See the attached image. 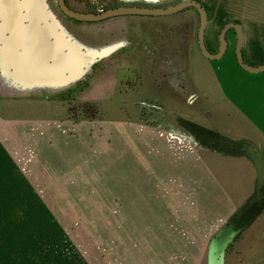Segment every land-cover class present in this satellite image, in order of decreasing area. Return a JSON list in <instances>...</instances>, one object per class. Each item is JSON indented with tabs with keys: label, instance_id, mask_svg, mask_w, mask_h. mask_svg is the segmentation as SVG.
<instances>
[{
	"label": "rangeland",
	"instance_id": "rangeland-1",
	"mask_svg": "<svg viewBox=\"0 0 264 264\" xmlns=\"http://www.w3.org/2000/svg\"><path fill=\"white\" fill-rule=\"evenodd\" d=\"M67 3L96 13L116 0ZM49 4L61 39L72 46L92 52L126 43L93 72L79 61L71 75L49 83L7 84L0 71V264H187L208 232L207 214L195 211L192 181L183 179L178 164L169 166L160 145L182 140L206 153L238 202L247 160L207 152L177 118L250 141L263 153L264 72L237 67L233 34L223 59H206L194 8L124 23H76L57 0ZM200 4L209 22L205 40L216 28L217 42L234 22L214 20L215 7L264 18V0ZM237 239L224 264L234 251L244 255V232Z\"/></svg>",
	"mask_w": 264,
	"mask_h": 264
},
{
	"label": "water",
	"instance_id": "water-1",
	"mask_svg": "<svg viewBox=\"0 0 264 264\" xmlns=\"http://www.w3.org/2000/svg\"><path fill=\"white\" fill-rule=\"evenodd\" d=\"M59 11L67 18L78 22L97 23L116 17L126 16H169L188 8H194L199 14L197 43L201 54L208 60L216 61L224 57L229 31L236 35L235 59L238 66L249 73L264 72V63L252 67L243 58L245 38L241 27L236 23H227L219 34L220 48L212 53L206 46L208 17L205 8L196 1H184L166 8L143 6H118L105 11L88 13L75 11L66 5L65 0H57ZM49 0H0V69L7 84L31 82L39 85L41 80L55 81L56 77L72 74L76 62H86L93 72V65L125 47L114 43L90 51L81 46H72L67 38L61 39L57 21ZM126 38V37H125ZM126 40V39H124ZM91 60V64L88 61ZM88 72L83 69L73 80L83 79ZM65 83V82H64ZM184 131L201 147L231 157H245L253 165L256 173L252 195L237 209L227 223L209 241L207 264H224L227 248L258 218L264 210V155L258 147L247 140L235 141L224 137L214 130L194 122L177 118Z\"/></svg>",
	"mask_w": 264,
	"mask_h": 264
},
{
	"label": "crops",
	"instance_id": "crops-1",
	"mask_svg": "<svg viewBox=\"0 0 264 264\" xmlns=\"http://www.w3.org/2000/svg\"><path fill=\"white\" fill-rule=\"evenodd\" d=\"M184 1H196L199 3L209 2L210 4L230 2V0H116V5H114V7L143 6L166 8ZM208 8L210 11L212 10L211 6H209ZM212 13L214 15V20L217 19L220 22L224 20H233L241 27L245 38V46L242 51L244 61L252 67L262 65L264 63V21L260 22V19L264 18H254L253 15L248 14L244 15L243 11L241 13L229 12L227 10H223L220 7L213 8ZM129 17L130 16L116 17L106 21L120 20V23H124L129 20L126 19ZM215 31L216 28H213L208 38V43L211 49L216 47ZM237 67H239L238 64ZM246 73L254 74L249 72ZM255 76L256 75H254L253 77ZM261 76H263L264 78V75ZM244 133H246L245 130ZM182 138L183 136L181 137V139ZM154 142L156 144V138L151 137L148 142V147L151 146L153 149ZM184 145L186 144H184V141L182 140L173 142L172 144L169 143V145L168 143L162 142L160 146H162L163 149L165 148V150L164 153L161 152L160 155L163 157L166 154V157H169L170 159L169 166H171L172 163L178 164V166L180 167L179 172H181V170H183L184 172L183 174L179 173L181 176H183V179L189 182L192 181V187L190 188L189 184V188L191 189L190 191H192L193 196H196V199L194 200V209L195 211H204L207 214L206 217L202 219L208 220V232L202 239H200V245H198V248L196 249L198 251H194L191 257L192 259H189V262L190 260L191 262L187 263L202 264V261L206 257V251L210 239L215 235L216 231L237 211V209L241 206H239V204L242 202V199H244L245 202L252 195L254 191L256 173L251 162L244 157L245 160H247L246 162H244V192L238 190L235 195L239 196L240 201H234L233 194L228 192V188L223 182H221L218 175L213 172L211 168L213 167L212 163H207L206 159L209 160L210 157L206 156V153H203L202 151H199L194 147H185ZM206 150L207 152L209 151L208 149ZM163 169L167 170L168 165H166ZM169 171H172L170 170V167ZM198 221L199 223H201L202 220ZM237 241L238 239L235 242L237 243ZM228 255L229 253L226 252L225 259L228 257ZM243 256V264H264V210L254 221V223L244 231V255L239 252H232V257L229 264H240L239 262L243 260ZM228 260L229 259H227V261ZM181 264L185 263L182 262Z\"/></svg>",
	"mask_w": 264,
	"mask_h": 264
},
{
	"label": "flooded vegetation",
	"instance_id": "flooded-vegetation-1",
	"mask_svg": "<svg viewBox=\"0 0 264 264\" xmlns=\"http://www.w3.org/2000/svg\"><path fill=\"white\" fill-rule=\"evenodd\" d=\"M65 2H66V5H67L69 8L75 10L74 8H72V7H70V6L68 5L67 0H65ZM112 8H113V7H112ZM109 9H110V8H109ZM105 10H107V9H104L103 11H105ZM75 11H77V10H75ZM80 12H84V11H80ZM87 12H88V11H87ZM88 13H89V12H88ZM68 19H69V18H68ZM70 20H72V19H70ZM72 21H73V22H76V23H89V22H78V21H75V20H72ZM230 34L235 35V32H234L233 30H232L231 32H230V31L228 32L227 37H226L227 41L229 40V35H230ZM235 37H236V35H235ZM235 40H236V39H235ZM206 46H207V48H208V50H209L210 52H212V53H217V52L219 51V48H220V42H219V39H218L217 42H216V51L213 52V49H211V47H210V45H209V43H208V39H206ZM229 47H230V44H229V41H228V48H227V51H226V53H225L224 56H226Z\"/></svg>",
	"mask_w": 264,
	"mask_h": 264
},
{
	"label": "built area",
	"instance_id": "built-area-1",
	"mask_svg": "<svg viewBox=\"0 0 264 264\" xmlns=\"http://www.w3.org/2000/svg\"><path fill=\"white\" fill-rule=\"evenodd\" d=\"M101 11H103V10H100V11H98V12H101Z\"/></svg>",
	"mask_w": 264,
	"mask_h": 264
},
{
	"label": "trees",
	"instance_id": "trees-1",
	"mask_svg": "<svg viewBox=\"0 0 264 264\" xmlns=\"http://www.w3.org/2000/svg\"><path fill=\"white\" fill-rule=\"evenodd\" d=\"M85 84H86V83H85ZM77 86H78V85H77ZM77 86H76V87H77Z\"/></svg>",
	"mask_w": 264,
	"mask_h": 264
}]
</instances>
